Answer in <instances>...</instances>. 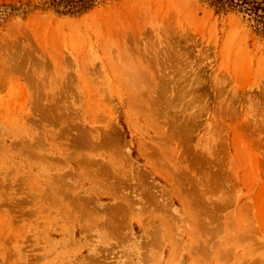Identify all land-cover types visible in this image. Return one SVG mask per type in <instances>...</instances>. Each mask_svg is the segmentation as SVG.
Here are the masks:
<instances>
[{"label": "rangeland", "instance_id": "rangeland-1", "mask_svg": "<svg viewBox=\"0 0 264 264\" xmlns=\"http://www.w3.org/2000/svg\"><path fill=\"white\" fill-rule=\"evenodd\" d=\"M93 1L0 0V264H264V0Z\"/></svg>", "mask_w": 264, "mask_h": 264}, {"label": "trees", "instance_id": "trees-1", "mask_svg": "<svg viewBox=\"0 0 264 264\" xmlns=\"http://www.w3.org/2000/svg\"><path fill=\"white\" fill-rule=\"evenodd\" d=\"M77 1H79V2L81 1L82 2V3H80L81 5H77L76 7H75V5H73L72 7H69L70 9H68V11H66V12H69L72 14H77V13L84 12V11L92 8L94 5L93 0H77ZM77 1L76 0H54V2L58 6H61V4L65 3V2L66 3H69V2L77 3ZM211 3L220 10V9H225L229 5H235V4L242 5V6H244V4H246V5L251 6L252 4H256L257 0H242L241 3L238 2L237 0H211ZM246 9L254 12V14L258 17L259 22L264 25V13H260L258 7L255 9L253 7H248Z\"/></svg>", "mask_w": 264, "mask_h": 264}]
</instances>
